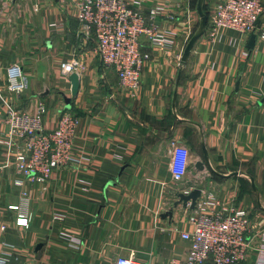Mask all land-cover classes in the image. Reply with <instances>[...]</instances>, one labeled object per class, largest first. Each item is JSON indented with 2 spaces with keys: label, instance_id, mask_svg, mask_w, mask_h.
<instances>
[{
  "label": "crops",
  "instance_id": "1",
  "mask_svg": "<svg viewBox=\"0 0 264 264\" xmlns=\"http://www.w3.org/2000/svg\"><path fill=\"white\" fill-rule=\"evenodd\" d=\"M126 1L143 17L157 10V26L175 35L166 51L140 40L150 58L133 94L120 89L115 71L102 65L96 40L82 34L70 1L0 4V115L8 107L33 110L42 102L45 129H54L63 113L78 120L76 162L54 170L46 183L17 172L15 157L27 153L23 141L0 146V264L183 260L188 243L180 234L192 229V209L174 204L179 194L195 189L200 198L211 192L248 211L255 229L244 264H264V41L253 34L250 46L252 34L233 30L211 37L207 24L182 66L199 25L197 0ZM212 3L204 0L206 15ZM57 21L66 24L61 35L49 31ZM258 26L264 29V14ZM70 61L81 66L75 96L60 73V64ZM14 64L26 82L20 94L6 91L7 69ZM4 131L0 125V137ZM184 161L182 180L175 181ZM23 192L29 198L27 228L16 226V212L8 210Z\"/></svg>",
  "mask_w": 264,
  "mask_h": 264
},
{
  "label": "built area",
  "instance_id": "2",
  "mask_svg": "<svg viewBox=\"0 0 264 264\" xmlns=\"http://www.w3.org/2000/svg\"><path fill=\"white\" fill-rule=\"evenodd\" d=\"M15 1L0 0V4L7 8ZM68 1L82 34L94 36L95 54L102 65L115 71L118 87L130 94L139 88L142 70L150 58L148 53L141 51L140 40L143 38L151 48L163 51L174 45L175 35L161 30L155 23L159 15L157 10L151 9L143 17L126 0ZM133 4L138 1L133 0ZM263 14L264 0H213L207 14L210 36L214 37L219 30H233L243 35L254 34L264 41V29L258 26ZM167 18L173 20L175 16ZM65 29L63 21L49 25L53 34L61 35ZM77 69L81 66L73 61L60 64L63 76L77 73ZM25 84L21 66H10L7 69V93L20 94L25 90ZM45 113V105L38 102L33 110L8 107L0 115V125L5 127L0 146H10L14 140L23 141L27 153L15 157V168L25 179L39 184L46 183L54 170L76 162L72 140L77 118L63 113L55 128L47 130L43 125ZM173 179L181 181L182 175L177 178L175 173ZM15 185L21 186L22 182L16 181ZM28 206L26 192L21 194L17 205L8 206V210L16 212V226L28 227ZM188 221L191 231L180 234L188 243L185 258L172 259L168 264H244L249 249L248 237L255 229L247 210L225 204L208 192L196 201ZM114 264L141 263L129 256L118 257Z\"/></svg>",
  "mask_w": 264,
  "mask_h": 264
},
{
  "label": "water",
  "instance_id": "3",
  "mask_svg": "<svg viewBox=\"0 0 264 264\" xmlns=\"http://www.w3.org/2000/svg\"><path fill=\"white\" fill-rule=\"evenodd\" d=\"M203 3H204V0H197L196 2V12L199 16V25H198V28L196 30V32L194 33V35L189 39L188 43L186 44L184 50H183V53H182V56H181V60H180V64L183 66L185 65L187 59H188V56H189V53L192 49V47L194 46V44L196 43V41L202 37V35L204 34V31L206 29V25H207V15L204 13L203 11ZM254 38L255 36L254 35H251L250 37V46H252V43L254 41ZM68 80L71 84V94L73 96L76 95L78 89H79V79H78V75L76 73H72L68 76ZM202 152H203V156L205 158V160L207 159V155H206V152L204 150V147L202 146ZM195 167L196 169L198 170H202L204 168L203 164L201 162H198L195 164ZM237 173H234L232 174L233 176L236 175ZM251 180V183H252V188L254 191H256V188L254 186V182H253V179L250 178ZM200 190L198 189H195L193 191H191L189 194H179L178 195V201L174 204V207H176L177 205L179 204H182V205H186V204H189V207L190 209H193L194 206H195V203L196 201L200 198ZM172 213L169 212L166 216H171Z\"/></svg>",
  "mask_w": 264,
  "mask_h": 264
},
{
  "label": "clouds",
  "instance_id": "4",
  "mask_svg": "<svg viewBox=\"0 0 264 264\" xmlns=\"http://www.w3.org/2000/svg\"><path fill=\"white\" fill-rule=\"evenodd\" d=\"M181 155H182V158L187 157V150H183ZM185 166H186V161H184V163H182L181 167L179 168V170L177 172V178H179V176L183 174Z\"/></svg>",
  "mask_w": 264,
  "mask_h": 264
},
{
  "label": "rangeland",
  "instance_id": "5",
  "mask_svg": "<svg viewBox=\"0 0 264 264\" xmlns=\"http://www.w3.org/2000/svg\"><path fill=\"white\" fill-rule=\"evenodd\" d=\"M255 199H256V198H255V195H254V199H253V200L255 201ZM254 209H255V210L258 209V208L256 207V203H255V202H254Z\"/></svg>",
  "mask_w": 264,
  "mask_h": 264
}]
</instances>
